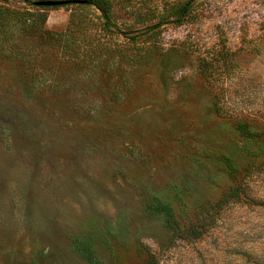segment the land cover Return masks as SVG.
<instances>
[{
    "label": "rangeland",
    "instance_id": "1",
    "mask_svg": "<svg viewBox=\"0 0 264 264\" xmlns=\"http://www.w3.org/2000/svg\"><path fill=\"white\" fill-rule=\"evenodd\" d=\"M122 1L121 34L90 7L83 35L77 8L17 0L58 36L0 37V264H86L70 241L95 218L117 229L106 264H264V157L236 130L264 131V0H194L181 25L190 0ZM224 156L244 194L213 208L233 185ZM176 186L181 236L143 217Z\"/></svg>",
    "mask_w": 264,
    "mask_h": 264
},
{
    "label": "trees",
    "instance_id": "2",
    "mask_svg": "<svg viewBox=\"0 0 264 264\" xmlns=\"http://www.w3.org/2000/svg\"><path fill=\"white\" fill-rule=\"evenodd\" d=\"M28 5H33L36 10L49 11L51 9H58L60 7L48 8L37 7L35 2L30 0H23ZM43 1V0H40ZM85 4H71L63 6L65 8L73 7L78 10H74L71 14L70 32L76 31L81 34H87L89 26L87 24L86 8H95L100 12L103 20V29L107 32V35L121 34L119 26L115 23V8L119 5H123L122 0H82ZM194 0H190L176 8L173 15H175V23L181 25L192 14V5ZM17 0H0V37L9 35L11 31L23 30L28 34H43L47 37H56L52 32L46 30V24L48 21V14H40L39 12L32 13L26 9L17 7ZM80 8V9H79ZM164 22H160L155 25L147 26L146 29L155 31L162 27ZM236 130L245 138L249 144L247 147L249 151L252 150L264 157V131H256L252 129L245 122H238L236 124ZM253 153V152H252ZM224 162L228 166L229 175L232 179V188L230 192L223 196L222 200L217 205H211L213 208H219L223 205L230 203L233 200H238L244 194L242 192V184L240 183L239 176L241 169L236 166L235 161L231 158L224 156ZM254 166H246L245 170L249 173L253 171ZM252 169V170H251ZM176 194L172 200H168L166 197L153 196L145 207L143 217L145 220L153 223H158L167 232L173 236H181L186 231H190L191 227L187 230L180 222L178 212L175 207V203L182 202L183 196L179 187H175ZM205 211L208 208H204ZM127 218H121L119 224H128ZM102 221L99 218L91 220L79 234L72 237L70 245L72 252L86 264H106L102 257L103 251H110L113 253L118 236L117 229L112 224H107L105 228L99 225ZM122 226V225H121ZM202 226H198L194 229L193 235H202L200 230ZM203 231V230H202ZM37 264V263H36ZM143 264H157L155 257H149Z\"/></svg>",
    "mask_w": 264,
    "mask_h": 264
},
{
    "label": "water",
    "instance_id": "3",
    "mask_svg": "<svg viewBox=\"0 0 264 264\" xmlns=\"http://www.w3.org/2000/svg\"><path fill=\"white\" fill-rule=\"evenodd\" d=\"M85 1L82 0H43L35 2L37 7H48V8H55V7H63L71 4H85Z\"/></svg>",
    "mask_w": 264,
    "mask_h": 264
}]
</instances>
